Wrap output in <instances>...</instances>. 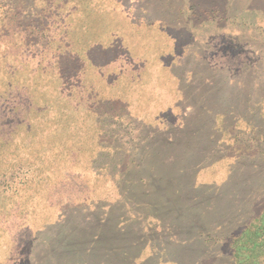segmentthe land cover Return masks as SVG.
<instances>
[{"label":"rangeland","instance_id":"obj_1","mask_svg":"<svg viewBox=\"0 0 264 264\" xmlns=\"http://www.w3.org/2000/svg\"><path fill=\"white\" fill-rule=\"evenodd\" d=\"M186 96L196 120L215 107L227 123L238 120L187 188L209 200L226 192L238 204L228 218L254 220L264 208V0H0V166L25 173L0 190V264H94L52 260L50 245L63 239V224L74 225L75 206L87 231L91 205L115 195L99 152L111 148L118 169L136 160L139 169L142 153L159 148L152 135L178 138L196 121L185 120ZM169 122L176 128L166 132ZM27 129L45 149L10 140L16 131L29 137ZM43 164L55 176L47 187L38 185L43 175L31 179ZM184 212L144 233L143 248L176 253L160 235L180 238ZM228 225L216 220L207 244L231 243Z\"/></svg>","mask_w":264,"mask_h":264},{"label":"trees","instance_id":"obj_2","mask_svg":"<svg viewBox=\"0 0 264 264\" xmlns=\"http://www.w3.org/2000/svg\"><path fill=\"white\" fill-rule=\"evenodd\" d=\"M186 85L193 90L196 88L191 80H187ZM200 86H206L208 90L214 88L213 82L206 85L201 82L198 87ZM208 97L211 99L210 94ZM182 101L189 107L185 118L189 122L195 118V107L187 96ZM215 108L207 111L201 120L195 118V122L188 124V132L179 130L178 138L171 135H152L154 139L151 142L156 143L159 148H148L142 153L139 159L142 166L139 169L137 160L133 166L126 163L118 169L120 162L115 159L117 152L111 148H104L99 152L102 160L110 167L107 176L115 182L112 191L115 195H111L110 199L96 198V202L87 212H90L86 223L87 231L83 230L87 217L81 213L79 206H75L73 209L77 219L74 225L63 224V239L57 238V243L51 241V259L65 254L76 255L81 262L91 259L94 264H223L227 258L236 259V264H264V208L251 221L246 216H243L246 220L229 219V216L238 211V204L228 200L226 192H221L219 197L209 200L208 196L192 193L186 186L200 170L199 164L203 156L212 153L220 137L236 127V118L227 123L220 109ZM168 125L166 132L176 128L170 122ZM24 127L25 125H20L17 130H24ZM26 131L30 132V138L20 137L16 131V134L10 136V140L15 145L35 148L37 151L45 149L42 145L37 146L33 140V130ZM123 158L124 156L121 159ZM118 159L121 160L120 157ZM4 165L0 166V190L5 189L8 192L9 188H16L15 181L22 179L21 176H25V173H11L10 162ZM37 171L31 174V179L41 174L43 180L39 184L34 181L33 185L47 187L48 184L44 181L49 182L51 178H55L51 168L44 164ZM31 181L28 184L32 187ZM24 183L27 181L24 180ZM27 191L32 192V188ZM33 194L36 196L34 191ZM222 198L226 200L223 202ZM206 203L208 205L205 211H197L195 205L202 208L200 206ZM180 209L185 211L183 214L187 219L181 237L175 240L170 234L160 235L162 247L174 244L178 251L174 253L173 250L171 256H153L151 252L155 251L154 247L151 252L143 248L144 233H155L156 227L166 216L172 217ZM254 211L255 208L251 207L247 216ZM219 219L226 220L228 226L232 227L231 231H236L237 235L231 243H223L222 239L217 238L215 243L207 244L204 237L211 232L212 227L216 226L213 224ZM213 241L214 237L211 242ZM167 250L171 252V248Z\"/></svg>","mask_w":264,"mask_h":264}]
</instances>
